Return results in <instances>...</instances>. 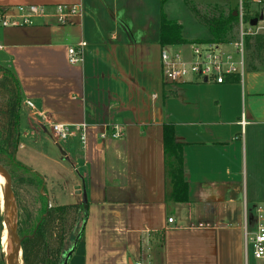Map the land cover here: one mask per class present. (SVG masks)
I'll return each instance as SVG.
<instances>
[{"label":"crops","instance_id":"1","mask_svg":"<svg viewBox=\"0 0 264 264\" xmlns=\"http://www.w3.org/2000/svg\"><path fill=\"white\" fill-rule=\"evenodd\" d=\"M136 1L0 0L15 17L27 6L49 14L0 25V63L40 127L73 132L65 154L77 162L72 188L85 186L88 216L67 264H254L249 235L264 225V71H250L246 84L244 73L224 83L166 81L161 0L160 14L146 0L136 10ZM58 5L81 12L61 24L52 16ZM194 44L172 45L171 54L190 62ZM72 46L79 64L69 61ZM165 123L184 144L187 202L172 197ZM47 198L49 207L62 204Z\"/></svg>","mask_w":264,"mask_h":264},{"label":"rangeland","instance_id":"2","mask_svg":"<svg viewBox=\"0 0 264 264\" xmlns=\"http://www.w3.org/2000/svg\"><path fill=\"white\" fill-rule=\"evenodd\" d=\"M140 1L135 2L136 10L140 9V4H138ZM146 1L151 3L153 8L160 14V0ZM190 4H195L203 13L212 16L218 15L219 9H222L225 14L230 10L237 9L238 0H167L164 10L169 18L177 19L183 25V36L185 38L190 40H208L211 38L209 28L194 14ZM228 39V41L216 43H219L226 51L235 54L236 47L234 43L238 40L236 26L232 35L228 36ZM173 47L175 48V46L168 45L165 50L171 54L174 52ZM253 52L254 50L247 49L245 43V71L243 75L245 84L248 73L256 71L251 68V65L258 67L257 71H264V51H261L260 59L253 58L251 56ZM234 57L238 58L237 55ZM12 88L11 78L0 71V142L10 131L14 133V137L16 135L20 136L15 160L8 159L7 155L2 153L3 149L0 145V164L4 165L14 178L17 204L14 234L18 240L20 238L19 231L20 233H24L33 229L41 217V208L45 204L49 203L48 205H50L51 200L49 199L48 201L47 195L53 194L58 203L62 204L73 203L79 199L75 195H70L72 191L76 192L72 188L71 181H78L79 172L74 156L70 153L68 155L65 154L70 140L56 139L51 135L50 131L40 127L41 122L44 120L33 111L27 110V104L24 99L20 106L19 125L16 127L14 119L10 120L9 104L11 103ZM21 151L24 155L19 153ZM34 170L39 171L42 175L38 173L44 182V187L41 186L40 178L35 174L37 172ZM8 200L9 194L6 191V182L5 184L0 182V264H6L1 237L3 235V215ZM252 237L250 234L249 240ZM72 243L70 241V245H73ZM252 249L251 243L249 244L248 252L250 261L254 264H264V259H256L254 257ZM69 250L71 251V255L75 247L70 248L69 246L63 257L64 259ZM20 263L23 264V256L20 258Z\"/></svg>","mask_w":264,"mask_h":264},{"label":"trees","instance_id":"3","mask_svg":"<svg viewBox=\"0 0 264 264\" xmlns=\"http://www.w3.org/2000/svg\"><path fill=\"white\" fill-rule=\"evenodd\" d=\"M167 0H161V31L160 43L162 46L181 45L187 43L225 42L237 27L238 17L235 10L227 14L219 9L218 15L208 16L195 4L191 5L194 14L210 30L211 38L208 40H188L183 36V25L176 19H170L164 12V4ZM188 2V1H187ZM189 4V3H188ZM247 49L254 50L253 58L260 59L261 51H264V33L246 38ZM254 54V55H253ZM253 70L258 67L251 65ZM0 71L12 80V97L10 108V120L14 119L17 127L20 123V106L24 99L21 84L11 68L0 63ZM12 121V120H11ZM13 126V123H12ZM19 135L8 132L0 142L2 153L10 160H15V154L19 143ZM163 142L167 160L168 177L172 184V197L177 202L189 200V184L184 176V144L176 140L175 125L165 123L163 126ZM29 170V168H28ZM39 176L38 173H35ZM41 186L44 182L39 176ZM42 214L35 227L28 232L20 233L23 253V264H63L66 250L74 246L81 238L88 216V202L57 204L49 207L45 204ZM72 241L73 245H70Z\"/></svg>","mask_w":264,"mask_h":264},{"label":"built area","instance_id":"4","mask_svg":"<svg viewBox=\"0 0 264 264\" xmlns=\"http://www.w3.org/2000/svg\"><path fill=\"white\" fill-rule=\"evenodd\" d=\"M21 16L15 17L6 10L0 8V25H22L33 24L35 17L49 16L42 6L19 7ZM80 5H58L52 15L58 23L65 24L70 18L79 15ZM238 23V40L234 43L235 54L226 51L219 43H196L193 45V58L190 62H185L178 54L162 52L164 78L168 82L184 81L190 76H195L199 80H214L217 83H224L229 74L238 73L243 75L245 70V43L246 38L264 33V0H238L236 9ZM263 16L260 19V16ZM257 18L258 21L252 25L251 20ZM85 43H81L80 47ZM237 55L236 59L234 56ZM83 60L82 51L75 46L69 48V61L72 64H79ZM29 106L34 108L32 102ZM51 135L56 139H67L73 135L68 126L63 124H50ZM105 136V133L102 134ZM113 137H121L122 133L115 128ZM169 221H172L170 218ZM253 254L256 259H264V225H260L257 233L251 238ZM135 264H143L136 262Z\"/></svg>","mask_w":264,"mask_h":264},{"label":"water","instance_id":"5","mask_svg":"<svg viewBox=\"0 0 264 264\" xmlns=\"http://www.w3.org/2000/svg\"><path fill=\"white\" fill-rule=\"evenodd\" d=\"M262 17L263 16L261 15L259 18L262 19ZM257 21H258V19L255 18V19L251 20L250 23L252 25H255L257 23ZM42 128L44 129L45 126L42 125ZM0 170L7 176L8 180H9V183H10V188H11L10 189V194H9V200H8V203L6 205V209H5L4 215H3V218H4L3 219V236L7 235V237L5 239L6 244H4V241L2 242L4 258H5L6 264H19L18 262H20V257H19V259L16 262L12 261L11 254H10V251H9V248H8L9 232L11 230L12 222H14V224H15V220H16V216H17V204H16L14 178H13L12 174L10 173V171L4 165L0 164ZM75 190H76V193L78 195H82L83 202H87L88 201L87 200V193H86L85 186L77 185L75 187ZM21 242H22V239L19 238L17 240V243H18V246L20 248V256L22 257L23 253H22ZM70 252L66 255V258H65V261H64L63 264H67L68 258L70 256Z\"/></svg>","mask_w":264,"mask_h":264},{"label":"bare ground","instance_id":"6","mask_svg":"<svg viewBox=\"0 0 264 264\" xmlns=\"http://www.w3.org/2000/svg\"><path fill=\"white\" fill-rule=\"evenodd\" d=\"M0 174H1L0 182L2 184H5V182H6V191H7L8 194H10V189L11 188H10L9 180H8L7 176L1 170H0ZM4 236L2 235V237H1V243L4 241V244H6L5 239H6L7 235H4ZM8 248H9V251H10V254H11L12 261L16 262L19 259V257H20V248H19L18 243H17V238H16V236L14 234V222H12L11 230L9 232ZM2 250H3V247H2ZM18 263L21 264L20 262H18Z\"/></svg>","mask_w":264,"mask_h":264}]
</instances>
